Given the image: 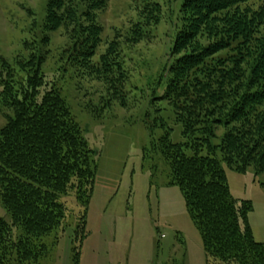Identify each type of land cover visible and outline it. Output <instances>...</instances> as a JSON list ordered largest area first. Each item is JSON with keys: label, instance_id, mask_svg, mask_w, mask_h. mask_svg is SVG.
I'll return each instance as SVG.
<instances>
[{"label": "trees", "instance_id": "1", "mask_svg": "<svg viewBox=\"0 0 264 264\" xmlns=\"http://www.w3.org/2000/svg\"><path fill=\"white\" fill-rule=\"evenodd\" d=\"M105 7L106 0H49L45 28L68 34V65L116 90L127 81L118 42L123 37L114 36L94 59L103 33L97 14ZM160 9L146 2L142 21L122 43L133 46L145 39V29L160 21ZM179 20L163 99L186 142L173 144L166 132L159 139L160 154L210 264H264V243L254 241L248 222L251 205L231 199L221 167L264 173V0H184ZM40 69L31 70L19 88L11 74L0 79V112L11 113L0 128V204L10 218H0V264L13 257L39 259L46 251L43 239L65 219L60 199L72 192L88 207L93 193L94 152L60 92L41 91ZM219 129L223 135L214 146ZM85 224L81 216L75 230L80 242Z\"/></svg>", "mask_w": 264, "mask_h": 264}, {"label": "rangeland", "instance_id": "2", "mask_svg": "<svg viewBox=\"0 0 264 264\" xmlns=\"http://www.w3.org/2000/svg\"><path fill=\"white\" fill-rule=\"evenodd\" d=\"M48 1L0 0V79L8 80L11 74L19 88L31 70L41 67L45 82L41 91L60 92L94 152L93 193L88 207L72 192L62 197L65 219L43 239L46 251L36 261L17 262L13 257L7 264H210L158 148L166 132L173 144L186 142L172 106L163 99L184 0H106L105 9L97 14L103 33L95 61L114 36L124 38L142 21L146 2L161 8L160 21L145 29L149 33L141 42L125 46L119 39L127 81L116 90L68 65L67 50L72 49L68 34L63 28H45ZM30 61L34 67L27 65ZM2 112L0 128L6 123L4 115L11 116ZM222 135L223 130H217L212 145H218ZM205 154L203 150L201 156ZM221 167L231 199L251 205L248 222L254 241L263 244L264 173L256 174L252 167L238 173L224 163ZM81 216L86 222L82 242L75 235ZM0 218L10 220L1 204Z\"/></svg>", "mask_w": 264, "mask_h": 264}]
</instances>
